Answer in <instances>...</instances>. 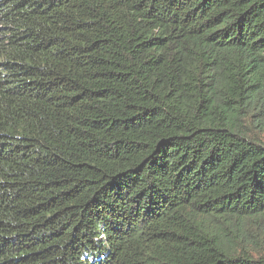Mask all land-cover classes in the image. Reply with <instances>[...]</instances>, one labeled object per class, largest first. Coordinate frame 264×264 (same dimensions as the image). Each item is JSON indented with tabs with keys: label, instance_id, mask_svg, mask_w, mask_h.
Listing matches in <instances>:
<instances>
[{
	"label": "trees",
	"instance_id": "1",
	"mask_svg": "<svg viewBox=\"0 0 264 264\" xmlns=\"http://www.w3.org/2000/svg\"><path fill=\"white\" fill-rule=\"evenodd\" d=\"M0 264H264V0H0Z\"/></svg>",
	"mask_w": 264,
	"mask_h": 264
}]
</instances>
